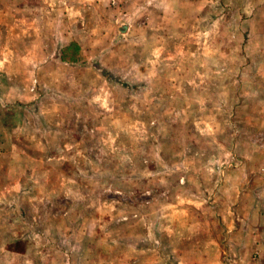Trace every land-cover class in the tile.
I'll return each instance as SVG.
<instances>
[{"label":"rangeland","instance_id":"obj_1","mask_svg":"<svg viewBox=\"0 0 264 264\" xmlns=\"http://www.w3.org/2000/svg\"><path fill=\"white\" fill-rule=\"evenodd\" d=\"M52 1L85 40L17 75L0 264H264V0Z\"/></svg>","mask_w":264,"mask_h":264},{"label":"crops","instance_id":"obj_2","mask_svg":"<svg viewBox=\"0 0 264 264\" xmlns=\"http://www.w3.org/2000/svg\"><path fill=\"white\" fill-rule=\"evenodd\" d=\"M50 1L0 0V137L10 139L12 136V119L6 118L7 113L12 115V103L29 104L35 99L33 78L30 77L27 83V78L17 75L32 74L38 66L56 60L55 55L68 54L75 43L80 45L79 42L85 40L84 36L71 34V28H78V21L76 24L71 22L69 31H60L67 21L60 22V3ZM2 15H10V18H2ZM45 71L47 68L42 67L38 74ZM0 146V158L6 160L3 164L11 171L10 176L12 145L5 141ZM10 178H6V182Z\"/></svg>","mask_w":264,"mask_h":264}]
</instances>
